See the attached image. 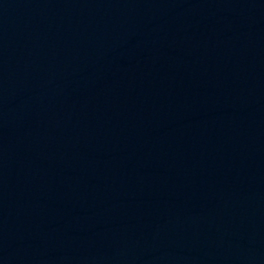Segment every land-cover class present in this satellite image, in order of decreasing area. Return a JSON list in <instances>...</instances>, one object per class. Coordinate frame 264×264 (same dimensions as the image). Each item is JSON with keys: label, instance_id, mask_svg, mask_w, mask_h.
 <instances>
[{"label": "water", "instance_id": "water-1", "mask_svg": "<svg viewBox=\"0 0 264 264\" xmlns=\"http://www.w3.org/2000/svg\"><path fill=\"white\" fill-rule=\"evenodd\" d=\"M264 205V0H0V264H202Z\"/></svg>", "mask_w": 264, "mask_h": 264}]
</instances>
